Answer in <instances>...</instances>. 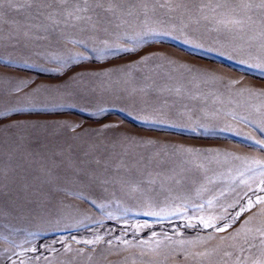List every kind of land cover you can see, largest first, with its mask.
Masks as SVG:
<instances>
[{
    "label": "rangeland",
    "instance_id": "rangeland-1",
    "mask_svg": "<svg viewBox=\"0 0 264 264\" xmlns=\"http://www.w3.org/2000/svg\"><path fill=\"white\" fill-rule=\"evenodd\" d=\"M242 3L261 0H0V264H264L263 204L232 219L264 184L211 165L222 151L264 161V71L251 67L264 8ZM210 214L231 227L198 224Z\"/></svg>",
    "mask_w": 264,
    "mask_h": 264
},
{
    "label": "bare ground",
    "instance_id": "bare-ground-1",
    "mask_svg": "<svg viewBox=\"0 0 264 264\" xmlns=\"http://www.w3.org/2000/svg\"><path fill=\"white\" fill-rule=\"evenodd\" d=\"M188 48H189V47H188ZM262 48H264V47H262ZM187 50H188V49H187ZM189 50H190V49H189ZM222 50H223V49H222ZM193 51H194V50H193ZM219 51H220V50H219ZM252 51L254 52V54H255L258 58H260V59L262 60V62H264V49H260V50H252ZM222 53H223V52H222ZM225 53H226V52H225ZM219 54H220V53H219ZM157 55H158V53H157ZM225 55H226V54H225ZM252 55H253V54H252ZM160 56H161V55H160ZM221 56H222V55H221ZM222 57H223V56H222ZM253 57H254V56H253ZM161 58H162V57H161ZM166 58H167V56H166ZM145 59H146V58H145ZM167 59H168V58H167ZM184 59H185V58H184ZM184 59L181 58L182 61H183ZM220 59H221V58H220ZM157 60H158V59H157ZM161 60H162V59H161ZM254 60L256 61L255 57H254ZM141 61H143V60H141ZM152 61H153V60H152ZM155 61H156V58H155ZM163 61H164V57H163ZM184 61H185V60H184ZM187 61L192 62V60H187ZM180 62H181V61H179V64H180ZM173 63H174V62H173ZM182 63H183V62H182ZM193 63H194V62H193ZM193 63H192V64H193ZM179 64H178V65H179ZM185 64H186V63H185ZM188 64H189V63H188ZM194 64H195V63H194ZM178 65H177V66H178ZM165 66H166V65H165ZM180 66H181V65H180ZM190 66H191V65H190ZM192 66H194V65H192ZM198 66H201V65H198ZM167 67H168V65H167ZM181 67H182V66H181ZM185 67H186V66H185ZM194 67H196V66H194ZM194 67H193V68H194ZM202 67H203V66H202ZM155 68H156V67H155ZM161 68L163 69V67H161ZM172 68H173V66H172ZM196 68H197V67H196ZM206 68H207V67H206ZM206 68H205V69H206ZM209 68H210V67H209ZM214 68H215V67H214ZM184 69H185V68H184ZM184 69H183V70H184ZM186 69H187V68H186ZM191 69H192V68H191ZM211 69H212V68H211ZM215 69H216V68H215ZM153 70H154V68H153L151 71H153ZM155 70H156V69H155ZM158 70H159V69H157L156 71H158ZM160 70H161V69H160ZM169 70H170V69H169ZM174 70H177V69L175 68ZM188 70H189V67H188ZM258 70H259V69H258ZM171 71H172V70H171ZM171 71H169V73H170ZM177 71H178V70H177ZM205 71H206V70H204V72H205ZM215 71H216V70H215ZM217 71L219 72V70H217ZM259 71H260V70H259ZM259 71H258V72H259ZM263 71H264V69H263ZM162 72H163V71H162ZM174 72H175V71H174ZM213 72H214V70H213ZM260 72H261V71H260ZM158 73H159V72H158ZM163 73H164V72H163ZM163 73H162V74H163ZM209 73H210V72H209ZM160 74H161V73H160ZM164 74H165V73H164ZM206 74H207V72H206ZM214 74H215V73H214ZM219 74H220V73H219ZM223 74H224V73H223ZM227 74H229V73H227ZM227 74H226V76H227ZM261 74H262V73H261ZM208 75H209V74H208ZM211 75H212V74H211ZM174 83H175V82H174ZM220 84H221V83H220ZM248 84H249V83H248ZM167 85H168V84H167ZM224 85H225V84H224ZM226 85H227V84H226ZM250 85H251V84H250ZM163 86H165L166 89H168L166 85L163 84L162 87H163ZM177 86H178V85H177ZM243 86H244V85H243ZM175 87H176V86H175ZM179 87H180V86H179ZM229 87H230V86H229ZM248 87H249V86H247V88H248ZM170 88H171V85H170ZM173 88H174V87H173ZM159 89H160V87H159ZM166 89H165V90H166ZM171 89H172V88H171ZM171 89H170V90H171ZM174 89H175V88H174ZM179 89H181V88H179ZM179 89H177V91H178ZM162 90L164 91V89H162ZM168 90H169V89H168ZM241 90H243L242 87H241ZM245 90H246V89H245ZM133 91H135V90H133ZM133 91H132V92H133ZM146 91H147V90H146ZM160 91H161V90H160ZM175 91H176V89L174 90V94H175ZM182 91H183V89H182ZM182 91H181V92H182ZM129 92H130V91H129ZM144 92H145V91H144ZM147 92H148V91H147ZM147 92H146V93H147ZM161 92H162V91H161ZM161 92H160V93H161ZM181 92H180V93L178 92L179 95H180V94L182 95ZM183 92H184V91H183ZM186 92H187V91H186ZM233 92H234V91H233ZM139 93H141V91H140ZM148 93H149V92H148ZM160 93H159V95H160ZM164 93H167V92H164ZM164 93H163V95H164ZM178 93H177V94H178ZM125 94H126V93H125ZM125 94H124V95H125ZM127 94H128V93H127ZM127 94H126V95H127ZM142 94H143V92H142ZM168 94H169V93H168ZM171 94H172V93H171ZM177 94H176V95H177ZM185 94H186V93H185ZM190 94H191V93H189L188 96H189ZM192 94H193V93H192ZM128 95H129V94H128ZM137 95H138V94H137ZM151 95H152V93L150 94V98L148 97L149 99L154 98V97H152ZM179 95H178V96H179ZM186 95H187V94H186ZM186 95H184V93H183V96H185L184 99L188 98ZM233 95H234V93H233ZM122 96H123V95H122ZM134 96H135V95H134ZM145 96L147 97V94H146ZM148 96H149V95H148ZM174 96H175V95H174ZM131 97H132V96H131ZM131 97H129V98H131ZM139 97H140V95H139ZM139 97L137 96L136 98L138 99ZM146 97H144V98H145V101L147 100ZM175 97H176V96H175ZM193 97H195V96H192V97H191L192 100H193ZM235 97H236V94H235ZM129 98H128V99H129ZM142 98H143V96L141 97V99H142ZM144 98H143V99H144ZM155 98H156V97H155ZM157 98H158V97H157ZM162 98H163V97H162ZM181 98H183V97H181ZM181 98H180V99H181ZM225 98H226V97H225ZM230 98H231V97H230ZM236 98H237V97H236ZM143 99H142V100H143ZM180 99L178 98V101H176V102H179ZM188 99H189V98H188ZM245 99H246V98H245ZM123 100H124V99H123ZM126 100H127V99H126ZM126 100H125V102L129 101V100H127V101H126ZM130 100H133V99H130ZM153 100H154V99H153ZM162 100H163V99H162ZM174 100H175V99H174ZM182 100H183V99H182ZM182 100H181V101H182ZM189 100L191 101V99H189ZM234 100H235V99H234ZM257 100H258V99H256V101H255L254 103H255L256 105L261 104V103L258 102ZM137 101H138V100H137ZM164 101H165V100H164ZM190 101H189V102H190ZM225 101H227V99H226ZM228 101H232V99H229V97H228ZM238 101H239V99H238ZM131 102H132V101H131ZM135 102H136V101H135ZM143 102H144V100H143ZM153 102H154V101H153ZM161 102H163V101H161ZM176 102H175V103H176ZM184 102H185V100L182 101L181 104H182V103L184 104ZM192 102H193V101H192ZM196 102H197V100H196ZM236 102H237V101H236ZM239 102H240V101H239ZM123 103H124V102H123ZM132 103H133V102H132ZM136 103L138 104V102H136ZM136 103H135V105H137ZM190 103H191V102H190ZM194 103H195V101H194ZM194 103H193V104L191 103V105H195ZM197 103H198V102H197ZM224 103H225V102H224ZM231 103H232V102H231ZM147 104L149 105L148 102H147ZM151 104H152V100H150V105H151ZM157 104H158V103H157ZM161 104H162V103H161ZM177 104H178V103H177ZM183 104H182V108L185 107V106L183 107ZM198 104H199V103H198ZM225 104H226V103H225ZM225 104H224V105H225ZM228 104H229V103H228ZM228 104H227V105H228ZM140 105H141V103L139 102V106H140ZM148 105H147V106H148ZM184 105H186V103H185ZM187 105H188V104H187ZM241 105H242V104H241ZM160 106H161V105H160ZM188 106H189V105H188ZM198 106H199V105H198ZM206 106H207V105H206ZM206 106H205V107H206ZM225 106H226V105H225ZM229 106H230V105H229ZM237 106H238V105H237ZM261 106H264V104H262ZM261 106H260V107H261ZM119 107L121 108V106H119ZM126 107H127V106H126ZM126 107H125V109L127 110L128 107H127V108H126ZM142 107H143V106H142ZM142 107H141V108H142ZM163 107H164V105H163ZM163 107H162V108H163ZM168 107H169V105H168ZM186 107H187V106H186ZM186 107H185L184 109H186ZM200 107H201V106H200ZM203 107H204V106H203ZM212 107H213V106H211V109H212ZM220 107L222 108L221 105H220ZM132 108H133V107H132ZM134 108H135V107H134ZM171 108H172V107H171ZM182 108H181V109H182ZM193 108H194V106H193ZM208 108H209V107H208ZM218 108H219V106H218ZM218 108H217V109H218ZM121 109H122V108H121ZM138 109H139V107H138ZM143 109H144V107H143ZM168 109H169V108H168ZM172 109H173V108H172ZM189 109H190V106H189ZM189 109H188V110H189ZM205 109H207V108H205ZM205 109H203V110L205 111ZM228 109L230 110V108H228ZM236 109H237V108H236ZM238 109H240V108H238ZM133 110H134V109H133ZM166 110H167V109H166ZM169 110H170V109H169ZM190 110H191V109H190ZM192 110L195 111L194 109H192ZM197 110H198V109H197ZM207 110H208V109H207ZM219 110H220V108H219ZM224 110H225V109H224ZM135 111H136V110H135ZM135 111H132V113L134 112L133 114H135ZM183 111H184V110H183ZM186 111H187V110H186ZM198 111H200V109H199ZM212 111H213V109H212ZM222 111H223V110H222ZM130 112H131V111H130ZM140 112H141V111H140ZM148 112H149V111H148ZM150 112H151V111H150ZM187 112H188V111H187ZM187 112H186V113H187ZM207 112H208V111H207ZM217 112H218V111H217ZM223 112H225V111H223ZM141 113H143V112H141ZM141 113H140V115L142 116ZM192 113H193V112H192ZM199 113H200V112H199ZM202 113H203V111H202ZM218 113H219V112H218ZM123 114H124V112H123ZM155 114H156V113H155ZM188 114H189V113H188ZM188 114H187V115H188ZM193 114H194V113H193ZM203 114H206V111H205ZM203 114H202V115H203ZM209 114H211V112H209ZM215 114H217V113L215 112ZM125 115H128V113L125 112ZM130 115H131V114H130ZM138 115H139V114H138ZM138 115H137V116H138ZM146 115H147V114H146ZM202 115H201V116H202ZM207 115H208V114H207ZM224 115H225V113H224ZM144 116H145V114H144ZM144 116H142V117L144 118ZM152 116H153V115H152ZM157 116H158V114H157ZM189 116H191V115H189ZM203 116H204V115H203ZM209 116H210V115H209ZM211 116H212V115H211ZM207 117H208V116H206V118H207ZM214 117L217 118V115L214 116ZM150 118H152V117H150ZM201 118H205V117H201ZM209 118H210V117H208L207 119H209ZM145 119H149V117H147V118L145 117ZM152 119H153V118H152ZM198 119H199V118H198ZM198 119H197V120H198ZM212 119H213V118H212ZM212 119H211V120H212ZM214 119H215V118H214ZM197 120H195V121L197 122ZM199 120H200V119H199ZM202 120H203V119H202ZM221 120H222V119H221ZM231 120H232V119H231ZM207 121H208V120H207ZM213 121H214V120H213ZM198 122H199V121H198ZM198 122H197V123H198ZM197 123H196V124H197ZM199 123H201V122H199ZM208 123H209V122H208ZM203 124H204V123H203ZM209 124H210V123H209ZM194 125H195V124H194ZM198 125H199V124H198ZM205 125H206V124H205ZM202 127H203V126H202ZM206 127H207V126H206ZM116 128H117V127H116ZM198 128H200V127H198ZM130 131H131V130H130ZM120 133H122V132H120ZM122 137H123V136H122ZM109 139H110V138H109ZM120 139H121V138H120ZM136 139H137V138H136ZM139 139H140V138H139ZM118 140H119V139H118ZM121 140H122V139H121ZM111 142H112V141H111ZM122 142H123V140H122ZM152 142H153V141H152ZM113 143H114V142H113ZM117 143H118L119 147L121 146V144H123V143H121V141H120V143H119V141H118ZM114 144H115V143H114ZM111 146H112V145H111ZM123 146H124V145H123ZM117 147H118V146H116L115 148H113V151H111V150L109 149V151L106 152L105 154L102 153V157H103V159H106V160L108 159V160H110V159L114 158L117 154H119V149H120V148L118 149ZM110 148H111V147H110ZM190 148H191L193 151H195V150H194V149H195V146H192V147H190ZM213 150H216V148L213 149ZM120 151H122V150H120ZM123 151H124V150H123ZM221 151H222V150H221ZM207 152H208V151H206V153H207ZM210 152H211V151H210ZM108 153H109V155H108ZM218 153H219V152H218ZM218 153H216L215 156H214L216 159L212 158L214 161L211 160L212 163H213V164H211V165L213 166V171H218V170H222V171H223V170H229V169L233 168L234 170L240 172L241 175H242L243 173H244V174H247V172H248V174H247V182H246V184H247V186H248V189H250V190L255 189L254 187L258 186V185L262 182V179H263L262 175H263V174L259 172L260 169H257V168H255L254 166L251 165V161H252V160H246V159H245V160H242V159H239V160L237 161V160H235V158H230V157L228 156V155H230L229 152H226V151L223 152V151H222V154H221V155H219ZM208 154H209V153H208ZM210 154H211V153H210ZM210 154H209V155H210ZM206 155H207V154H206ZM212 155H214V154H212ZM212 155H211V157H213ZM218 155H219V156H218ZM207 156H208V155H207ZM208 157H210V156H208ZM95 158H97V157H95ZM208 159H211V158H208ZM223 159H224V160H223ZM227 159H228V160H227ZM216 160L219 161V162H216ZM220 160H222V161H220ZM229 160H231L232 163H231ZM118 163H119V162H118ZM219 163H221V165H219ZM110 164H111V162L109 163V165H110ZM232 164H233V165H232ZM117 165H118V164H117ZM197 167H198V166H197ZM183 169H184V168H183ZM103 171H104V170H103ZM178 171H180V170H178ZM181 171H182V170H181ZM183 171H184V170H183ZM183 171H182V172H183ZM108 173H109V172H108ZM176 174H177V172H176ZM176 174H175V175H176ZM179 174H180V172H179ZM182 175H186V174L184 173V174H182ZM104 176H105V175H103V178H104ZM172 176H173V175H172ZM244 176L246 177V175H244ZM173 177H174V176H173ZM175 177H176V176H175ZM175 177H174V178H175ZM106 178L108 179V182H109V180L116 179L117 177H115L114 174L110 175V173H109V176L106 177ZM106 178H105V179H106ZM174 178H172V179H174ZM117 179H119V178H117ZM175 179H176V178H175ZM185 179H186V178H184V180L182 179L183 182L186 181ZM240 179H241V178H240ZM182 180H181V181H182ZM104 181H105V180H104ZM118 181H119V180H118ZM174 181L176 182V180H174ZM174 181H173V182H174ZM171 182H172V181H171ZM173 182H172V184H173ZM104 183H105V182H103V184H104ZM108 184H109V183H108ZM167 184H168V183H167ZM167 184L164 185L163 187H166ZM174 184H175V183H174ZM110 185H111V184H110ZM112 185H113V184H112ZM112 185H111V186H112ZM106 186H107V188L109 187V186L107 185V182H106ZM114 186H115V185H113L112 188H111V187L108 188V189L106 188V189H105L106 192L109 193V194H111V190H112V189H115V190L119 193L120 198H121V201H123V202L126 201V198H127V191H126V189L122 191V190H120L119 187H118L119 189H118L117 187L113 188ZM170 186L172 187V185H170ZM183 186H184V185H183ZM192 186H193V188H194V185H192ZM253 186H254V187H253ZM122 187H123V186H122ZM176 187H178V186H176ZM168 188H169V186H167V189H168ZM182 188H183V187H182ZM236 188H237V187H236ZM117 189H118V190H117ZM163 189H164V188H163ZM239 189H240V188H239ZM119 190H120V191H119ZM165 190H166V189H165ZM240 190H242V189H240ZM245 190L247 191V189H245ZM243 191H244V190H243ZM169 194H170V193H169ZM169 199H170V197L168 198V202H169ZM178 203H179V202H178ZM178 203H177V204H178ZM260 212H261V215H260L259 217H260L261 219H264V204H263V206H262Z\"/></svg>",
    "mask_w": 264,
    "mask_h": 264
},
{
    "label": "snow or ice",
    "instance_id": "snow-or-ice-1",
    "mask_svg": "<svg viewBox=\"0 0 264 264\" xmlns=\"http://www.w3.org/2000/svg\"><path fill=\"white\" fill-rule=\"evenodd\" d=\"M59 2L61 4H63L66 2V0H59ZM85 4H87V0H85ZM23 6L24 5H22V7ZM26 6L31 7L32 4L27 3ZM254 6L264 8V0H261V3L259 5H253L251 3H242L240 5V7L244 8V9H251ZM80 11H87V7H84V8L77 7L76 12H80ZM73 14L74 13H68V15H73ZM76 18L79 19L80 17L76 16ZM221 23L225 24V26H227L228 24L241 25L243 23V21L240 19H232V20L221 21ZM128 39L132 40L133 38L129 37ZM135 42H137V43L143 42V37H140L139 41H135ZM134 50H135L134 48H122L121 49V51H125V52H130V51H134ZM98 58H102V57H98ZM86 59H88L87 56H84L82 54H78V59H77V57H69L68 60L64 61V66H67V64L69 62H73V61L79 62V60H86ZM251 67L264 69V62L253 64V65H251ZM27 86H28L27 81H20L18 83V85L16 86V88L14 89V91H16V92L22 91ZM0 115H3V113H0ZM105 127H109V126H105ZM71 130L75 131V127H73ZM261 131L264 132V129H261ZM254 142L256 144L260 145V149L262 151H264V141H254ZM181 150L187 151V152L193 151L192 149H181ZM237 159H239V157H237ZM251 165L257 169H260L261 173L264 174V161L252 160ZM261 183L264 184V181H262ZM260 190L264 191V188H262ZM213 203H214L213 200H207L206 201L208 208H211L213 206ZM258 204H264V197L257 196L255 200L248 199L246 204L235 214V216L232 217V219L235 220V219L239 218V215L242 212L250 211L255 205H258ZM187 207L188 206H185V208H187ZM191 207H193V209L196 211H200V212L205 211V205L204 204L192 205ZM230 207H235V205H230ZM225 211H226V209H225ZM147 214L159 215V213H155V212L147 213ZM170 214H179V210H176L175 212H172ZM196 220H197L199 225L203 226V228H205V229L211 228V229H214L216 232H223V231H226L228 227H231V224L227 222L228 218L226 216H217V215H212V214L207 215V216L201 215V216L197 217ZM218 220L226 221V223L224 225L218 227L217 223H216ZM191 221H192V218H189V222H188L187 226L188 227H196V224L192 223ZM245 223H247V222H245ZM153 235H155V234H153ZM260 235L262 237H264V231H261ZM100 239H102V237H97L96 241H84V243L93 244V243L98 242ZM122 243L130 244L131 242L130 241H122ZM189 243H191V241H189ZM32 250L35 251V249H32Z\"/></svg>",
    "mask_w": 264,
    "mask_h": 264
}]
</instances>
